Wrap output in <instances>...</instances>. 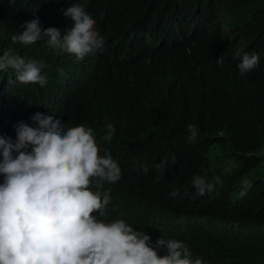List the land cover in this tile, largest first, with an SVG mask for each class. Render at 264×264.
I'll list each match as a JSON object with an SVG mask.
<instances>
[{"label":"trees","instance_id":"trees-1","mask_svg":"<svg viewBox=\"0 0 264 264\" xmlns=\"http://www.w3.org/2000/svg\"><path fill=\"white\" fill-rule=\"evenodd\" d=\"M72 3L96 21L103 52L78 60L46 37L12 41L33 19L63 34L61 9ZM8 49L42 62L48 82L0 71V135L15 141V126L42 113L91 128L100 154L119 164V181L104 184L105 216L93 215L124 219L153 247L161 235L183 241L205 264H264V0H0V55ZM238 50L259 56L244 75ZM108 123L115 133L104 141ZM172 155L176 163L158 171ZM196 175L214 190L197 195Z\"/></svg>","mask_w":264,"mask_h":264},{"label":"clouds","instance_id":"clouds-1","mask_svg":"<svg viewBox=\"0 0 264 264\" xmlns=\"http://www.w3.org/2000/svg\"><path fill=\"white\" fill-rule=\"evenodd\" d=\"M86 2V0H85ZM61 12L69 20L63 30L43 29L39 19L24 22L22 32L12 41L32 45L47 38V44L83 60L103 52L104 38L95 30L96 21L84 3H72ZM238 50L240 74L259 64L256 53ZM223 65V56L217 59ZM45 65L37 60L14 55L11 49L0 55V71L12 69L20 84H47L42 74ZM34 126L21 121L16 126V140L0 135V264H205L192 258L185 242L165 239L162 235L152 246L151 236L136 231L124 219L111 223L100 220L111 202V189L121 177V168L110 153L101 155L91 128L66 127L59 118L36 113ZM104 141H111L115 127L106 124ZM189 142L199 131L187 125ZM176 163V156L165 157L157 170ZM219 182V177L214 178ZM192 185L197 195L214 190V184L196 175ZM95 187V191L91 190ZM179 194L174 189L170 196ZM165 249L160 256L157 249Z\"/></svg>","mask_w":264,"mask_h":264}]
</instances>
